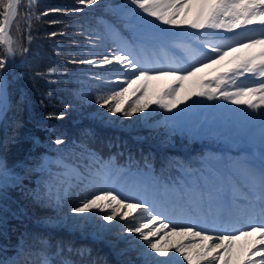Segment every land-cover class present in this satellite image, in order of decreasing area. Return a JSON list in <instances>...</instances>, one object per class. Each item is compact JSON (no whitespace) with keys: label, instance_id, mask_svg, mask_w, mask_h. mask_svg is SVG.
<instances>
[{"label":"trees","instance_id":"16d2710c","mask_svg":"<svg viewBox=\"0 0 264 264\" xmlns=\"http://www.w3.org/2000/svg\"><path fill=\"white\" fill-rule=\"evenodd\" d=\"M79 7V0H22L9 31L16 45L13 42L15 64L7 71L8 104L0 116V158L5 162L0 168V264H114L111 251L103 254L104 246L98 241L63 227L44 226L38 219L56 218L78 206L85 195L90 197L106 188L105 181L114 172H158L156 147L170 140L177 145L197 143L195 133L203 132L199 150L206 159V150L220 145L214 142L213 134L229 136L228 146L237 141L253 144L262 134L239 130L237 124H243L249 113L233 111L232 102L195 96L186 107L172 113L155 105L132 118L120 113L118 121L127 124L126 128L102 124L87 114L98 105V97L120 90L117 80L121 79L110 65L89 61L99 62L104 55H111L109 49L123 39L151 48L196 38L190 35L189 26L155 21L130 0H97L82 11L76 10ZM200 8V3L192 5L186 18L194 19ZM0 53L7 54L3 44ZM234 55L184 81V91L200 90L193 81L209 80L223 72L237 57ZM167 79L150 82L149 93ZM223 80L225 91L239 88L234 74ZM120 86L129 87L123 81ZM135 87L132 85L122 98H126L125 107L140 95L133 93ZM211 104L217 108H209ZM244 108L254 113L246 105ZM161 113L163 124H144L143 117L146 121ZM61 115L62 119L57 118ZM77 117L81 120L73 121ZM134 134L141 138H133ZM58 137L64 139L63 145L54 143ZM164 150L170 153L173 165L178 149ZM59 158L72 164L84 179L61 183L65 177L54 175L65 171L55 163ZM104 166L107 171L102 170ZM88 169L99 174L92 175ZM122 255V264H143L137 250Z\"/></svg>","mask_w":264,"mask_h":264},{"label":"snow or ice","instance_id":"6c2138e0","mask_svg":"<svg viewBox=\"0 0 264 264\" xmlns=\"http://www.w3.org/2000/svg\"><path fill=\"white\" fill-rule=\"evenodd\" d=\"M21 2L22 0H0V44L6 46L7 53H0V111H3L8 104L6 95L7 71L15 64V50L9 31L14 19L17 17L18 7ZM191 2L192 0H130V3L138 6L144 14L154 18L155 21L169 26H189L195 30L226 29L231 31L242 26L258 24L261 28H264V0H199L200 11L194 19L189 20L186 17L190 11ZM96 3L97 0H79L80 7L76 10L82 11L83 7L92 6ZM27 18L25 17V19ZM29 36H31V29H29ZM256 45L261 46L258 53H248L244 56L234 57L233 60L228 62L230 67L226 68L224 72H220L209 80L193 81L194 85L200 90L195 92L184 91L183 82L189 80L190 77H195L202 69L209 68L213 64H219L230 53L239 52L241 49H252ZM207 60L208 62H199V66H191L190 70L173 68L166 71L141 68L129 55H104L101 61L93 60L89 61V63L112 65L115 62L119 68L124 70L126 75L130 71L134 78L130 81H123L129 87H121L118 82L117 87L120 90L112 91L111 95L107 97H98L96 103L106 106L107 111L113 115L121 113L124 117L132 118L134 114L146 113V110L152 105L167 110L169 113L174 110L179 111L181 106H187L186 102H190L193 96L207 98L209 101L216 99L230 101L236 105H246L249 109L254 110L253 116L259 118L262 138H264V35H261L258 39L249 38L247 42H236L235 46H228L227 50L218 47L213 48ZM229 73H259L261 80L257 81L254 87H239L232 91H225L221 85L224 83L223 78L228 76ZM162 78L168 79L155 92L150 94V82L158 81ZM213 84L215 85L214 87ZM132 85H136L132 89L133 93H139L140 95L134 102H128L125 107L126 98H122L125 97V93L129 91ZM113 103L115 104L114 107L112 106ZM57 118L62 119L63 116L61 115ZM170 119H174V117H170ZM54 143L63 145L65 141L63 138L58 137ZM47 163L48 160L45 158L44 166ZM55 163L65 169L63 173L54 174L57 177H65L61 183L71 184L73 178L77 180L84 179L72 164L65 163L64 158L57 159ZM3 167H5V162L0 158V168ZM88 171L92 175L99 174V172L92 173L91 169H88ZM189 175L195 174L189 173ZM210 180V174L199 176L196 181H203V184L199 185L194 181L192 188L193 190L197 188L208 189L207 198L209 202H212L218 192H214L211 189ZM261 183L264 185V170L261 173ZM118 195H114L112 191H104L102 195L93 194L90 198L85 195L78 200V206L74 205L72 207L71 212L73 214L91 216L93 215L92 210H96L99 213H103L102 220L109 222V225H111L117 217L121 220L134 221L139 209L143 208L147 211L149 208L146 202L126 203L124 199L118 198ZM202 199L203 192L200 194V200ZM200 200L194 202L199 203ZM155 219L156 216H153L152 220ZM152 220L140 223L130 222L124 225L128 233L137 234L138 238L144 242L143 245L137 246L139 255L143 257V264H182V262L178 261L175 255L176 252L180 253V256L188 261V264H200L201 260L203 264H217V261L220 264H231L233 241L238 240L241 236H252L254 233H259L260 239L255 240L249 246L255 251L247 253L249 258L246 264H264V226L252 227L250 231L239 232L238 235H220L216 238L219 242H215L211 236L204 234L205 229L194 231L195 225L180 227L181 232L189 233L191 236L198 237L204 241H212L207 246L196 245L199 251L196 252L195 259H193L192 255L184 251L189 245L183 243L172 245L171 247L175 249V252H169L168 247L161 246L159 240L153 242L152 238L157 237L165 227V220H158L159 225H161L160 228H157L155 223H152ZM100 227L106 226L101 225ZM176 230L177 226H173L172 231L176 232ZM130 243L135 245V242ZM256 245L261 247L256 248ZM216 249L221 251H215ZM69 250L71 251V249ZM257 253H259L258 259H252L251 257ZM128 264H133V262L129 261Z\"/></svg>","mask_w":264,"mask_h":264},{"label":"rangeland","instance_id":"374dc122","mask_svg":"<svg viewBox=\"0 0 264 264\" xmlns=\"http://www.w3.org/2000/svg\"><path fill=\"white\" fill-rule=\"evenodd\" d=\"M198 3H199V0H192L190 4V8L192 5H195ZM210 30L216 31L214 32L215 36H213L212 34H209L201 40V43L199 45L191 44V45H185L184 47H182L183 52H188L190 59L192 61H198L199 59L207 58L213 48H217V47L222 48L224 46L223 44L226 41L228 42L237 41L238 42V41L248 40L249 38L258 39L261 37V35H264V28H261L258 24L242 26L239 29H233L231 31H228L226 29H210ZM149 31L153 32L154 30L150 28ZM198 31L199 30H195V29H193L192 31L190 30L192 34H195V32H198ZM227 33L232 34V35L229 36L227 35ZM9 35L11 36L10 32H9ZM12 39L15 44L14 38ZM186 46H189V47L185 48ZM252 52H253V48L252 49H241L239 52H235V55L237 57L240 55L244 56ZM229 56H231V53L229 54ZM141 58L147 65L148 64L150 65L151 60L149 59V55L143 52L141 55ZM113 65H114L113 69H115L114 74L121 77V79L117 80V83L118 82L120 83L126 80V78H124L123 76L126 74L119 71V67L116 64H113ZM236 75L238 76L239 81L242 84V86H245V87H254L256 86V82L261 80V78L259 77V73H254V74L253 73H242V74L236 73ZM112 106L114 107L115 104H112ZM209 108H217V105L211 104ZM232 110L235 112L244 111V112L249 113L247 117L245 118V121L243 124H237L241 132L253 134V133L260 131V133H262L261 131L262 128L260 127L261 128L260 129L256 124L258 117H254L252 111L245 109L244 105H236V104L233 105ZM86 113L94 115V117H96L97 119L100 117V120L102 121H117L121 123L120 121H118V116H117L120 113H117L111 116L110 115L111 113L107 111V107L102 106L101 104L94 106L93 109L87 111ZM143 120H144V124H147V125L152 124L151 126H155L156 124L158 125L162 124L161 119H158V117L150 118V119H147L146 121L143 117ZM121 124L127 125L125 123H121ZM223 124L227 125L228 122L225 121ZM227 137L229 136L227 135L216 136V137H213V140H215L214 142L216 143H223L226 145V143L231 141V138H227ZM262 140H264V138H262L261 136L258 140V143L260 144ZM169 145L170 144H168V146ZM191 146L193 147V145ZM191 146H188V147H191ZM234 148L236 149L231 150V154L236 156V161L238 162V165L242 167L240 169L243 171L245 179L247 180V185L249 186V188H252V190H249L244 185H242V182H240L241 180H239L238 177L235 176L233 173H227L228 181L223 182V180H220L219 191H215V192H218V195L215 196L212 202H209L208 206L204 204V200H205L204 197L207 198L208 193H205V195H203V199L200 200L201 188H197L195 189V194H196L197 200H200L199 205L202 206V209H200L199 205L195 202H192L191 207L199 218H200L199 210H201L203 214L206 211H208L210 219L212 220V222H216V223H219L223 219H231L232 221H237V219L235 218H237L238 216L241 217L243 221H247V225H245L242 230L234 231L236 232L235 234L234 232L231 234V235H238L239 232H247V231H250L252 227L258 228L264 225H262L261 223H257V222L250 223V221H248L246 218L247 210H244L243 206L240 207V211H241L240 214H236V213L234 214L233 212L231 213V215H229L228 213L218 214L220 210L226 211L225 206L224 204L221 203V201H222V198H225V200H228V201L234 198L232 195L234 193V189L237 190L239 194H242L245 192L246 193L250 192L251 194L258 193L256 198L259 200V205L256 206L255 204L251 203V200H249V203H250L249 209L250 211H252L253 208H256L257 211L264 210V205H263L264 204V185H262L261 183V173L263 170L262 163L264 162V148L263 146L260 148L258 147L256 150H254V152H251L250 148L240 146V145H237ZM243 148H244V151H243ZM220 152L221 151L219 150L211 151V153H216V155H218ZM219 157L220 159L218 160L216 158L214 159L216 160V163L222 164L224 157L222 154H220ZM185 163H187L188 165L187 167L190 169L192 167H196L200 163L199 160H197L194 157L193 150L187 153V157H185ZM111 179L113 180V182L109 184V187L110 189L114 190L112 191L114 195L120 193L119 192L120 190L125 191L129 188L127 185L130 182L125 180L124 178H119L117 176L115 177L112 175ZM197 184L200 185L199 182ZM104 191L97 192L96 194L102 195ZM128 193H132L134 195L137 193V191L133 189L132 187L130 188V192ZM173 194L175 197V201H172L170 197H166V204H163L162 200H158L156 198V200L155 199L152 200L153 202L151 203V206L149 205L148 210L147 211L144 210V212L146 213V215H144L145 217H143L142 219L141 218L138 219L137 217H135V219L138 220V223H140V222H146V221L152 220L153 216H156V219L152 221H156L157 225H159L158 223L159 219L165 220L164 214L169 213L171 216H175L176 213L179 212L180 207L183 204V201H185V199L192 198V195L190 194L188 188H186L185 191L181 192L179 189V185H177V188H175ZM118 198L120 197L118 196ZM253 198L254 197L250 195V199H253ZM125 202L132 203L126 200ZM226 206L227 208L230 209L228 202H226ZM157 210L160 213H156ZM70 211L71 209L58 218H54V219L43 218L42 223L45 224L44 226L53 225L57 228L63 227V228H67L68 230H76V231L78 230L81 236L87 235V237H89L90 239L92 238V240L94 239L98 241L99 244L104 246V249L102 252L103 254H108L110 250L112 257L116 259L118 264H121L122 258L120 256L122 255V253L128 250H131V249L137 250V246H139V243L135 241V239L129 236L130 234H133V233H128L126 231V228L124 227L126 223H130V222L134 223L135 220L134 221L123 220L124 222L122 221L121 223H117L114 227L103 228V227H100V223L104 222L102 220L103 213H96L92 217L93 221L92 220L87 221L85 220V218L83 219L81 218L80 219L81 221L79 220L77 222H74L75 224L73 223L72 225L70 224L68 225L67 221H65L63 218ZM214 215L215 217L213 218ZM168 223L165 220V225H167ZM202 223L207 224L206 221H203ZM204 226H208V225H204ZM156 238L157 237H153V239H156ZM130 242H135V245H131ZM139 242H141V240ZM141 243H144V242H141ZM256 248H259V247L256 246ZM251 251L254 252L255 249H251ZM194 257L193 259H195ZM182 264H188V261H183ZM217 264H220V262L217 261Z\"/></svg>","mask_w":264,"mask_h":264},{"label":"bare ground","instance_id":"6f19581e","mask_svg":"<svg viewBox=\"0 0 264 264\" xmlns=\"http://www.w3.org/2000/svg\"><path fill=\"white\" fill-rule=\"evenodd\" d=\"M261 147H264V140L261 141L260 143ZM136 203V202H134ZM127 210V209H126ZM93 215L87 216V215H80V214H73L71 211L63 218L65 221H67V224L72 225L74 222L79 221L81 218H85V220L90 221L92 220V217L96 214L99 213L96 210H92ZM131 211V210H128ZM144 210L141 208L137 211L135 217L143 218L144 216ZM259 221H263V217L259 216L258 218ZM81 221V220H80ZM93 221V220H92ZM123 220L119 219L118 217L109 225V222H101V225H105L107 227H114L117 223H121ZM42 222V221H40ZM124 222V221H123ZM147 222V221H146ZM134 223H138V220L135 219ZM152 223H155L157 228H160L161 226L157 225L156 221H152ZM75 224V223H74ZM123 224V223H122ZM180 222L171 220L165 227L160 231L156 239H153V242H156L159 240L160 245L164 247H168L169 252H175V249L172 248V245H177V244H186L189 245V247L185 248V252L192 255L193 257L195 256L196 252L199 251V248L196 247V245H205L207 246L208 243H211L212 241H204L201 240L198 237H193L189 233H184L180 231ZM239 224H224L221 227H214V226H199V230L205 229V233L208 236H211L215 242H219L218 239H216L220 235H231L236 229L234 228L235 226H238ZM151 226V225H150ZM177 226L176 232L172 231V227ZM242 226V225H241ZM57 228V227H56ZM67 229V228H65ZM68 230V229H67ZM70 231H76V230H70ZM78 232V230H77ZM79 234V232H78ZM80 235V234H79ZM130 237L135 239L139 243V245H143L144 243L138 238L137 234H130ZM85 237V236H84ZM260 239L259 233H254L252 236H241L238 240L233 241V248L231 250V262L232 264H246L247 259L249 258L247 253L251 251L249 246L253 244L255 240ZM258 247H261L260 245H256ZM215 251H221L219 249H216ZM176 257L178 258L179 262L186 261L183 259L182 256H180V253L176 252L175 253ZM259 253L256 255H253L251 258L252 259H258ZM195 258V257H194ZM200 264H203V261H200Z\"/></svg>","mask_w":264,"mask_h":264}]
</instances>
